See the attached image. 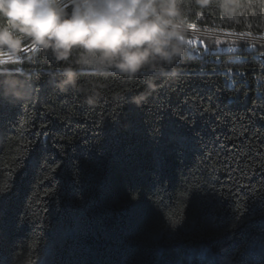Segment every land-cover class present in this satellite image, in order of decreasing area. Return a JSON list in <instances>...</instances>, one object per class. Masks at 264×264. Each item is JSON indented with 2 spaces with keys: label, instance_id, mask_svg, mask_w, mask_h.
<instances>
[{
  "label": "trees",
  "instance_id": "16d2710c",
  "mask_svg": "<svg viewBox=\"0 0 264 264\" xmlns=\"http://www.w3.org/2000/svg\"><path fill=\"white\" fill-rule=\"evenodd\" d=\"M62 3L67 7L72 0ZM176 6L180 26L264 33V0H210L207 4L177 0ZM71 10L68 8L69 13ZM29 41L25 38V44ZM225 45L231 46L228 42ZM254 48L264 51L260 44ZM28 56L31 62L25 58L22 63L4 65L16 69L17 74L0 77L4 94L24 101L16 107L0 108L4 132L0 138V189H11L0 214L3 264H9L10 257L11 264H238L239 250L245 243L264 238V191H259L264 188V89L255 85L264 79L260 55L242 51L225 56L221 64L216 59H209V64L205 58L194 61L195 66L204 65L213 92L222 94L221 110L231 117L227 126L219 129V140L211 139L214 133L207 126L188 128L169 115L164 137L154 143L142 122L147 110L141 112L135 105L125 104L126 120L132 127L125 130L109 122L102 143L88 147L79 137L92 130L93 121H102L115 112V101L131 94L134 103H142L160 92L161 79L165 91L180 85L179 74L188 68L176 65L186 55L167 64L153 61L134 76L102 54L81 48H74L64 60L39 47ZM243 57L252 62L241 63ZM68 68L75 70L74 85L63 83L68 79ZM229 69L246 73L250 87L238 84L228 90ZM50 71L53 75L43 74ZM53 79L55 88L50 83ZM177 99L173 93V102ZM229 99L235 102L226 103ZM17 119L20 126L9 127ZM45 122L47 128L43 127ZM210 122L211 117L206 123ZM72 125L79 129L77 139L62 155L56 152L59 145L54 146L53 137H71ZM170 134L188 138L182 157L177 144L169 140ZM41 144L55 155L49 163H60L56 172L59 186L53 196L44 199L46 217L37 206L43 198L42 173L33 166ZM27 145L33 146L32 154ZM211 145L213 158L205 164V175L217 181L215 189H193L188 175L197 171L199 157ZM30 154L27 166L21 168L20 158ZM74 159L79 161L78 179L71 173ZM225 159L235 170L225 167ZM245 178L251 179V186L230 194L235 181L247 183ZM161 187L165 199L157 206L150 194ZM137 193L139 199H132ZM29 209L32 221L47 220L43 231L33 227L32 221L18 227L17 218H23ZM248 264H264V258L249 260Z\"/></svg>",
  "mask_w": 264,
  "mask_h": 264
},
{
  "label": "clouds",
  "instance_id": "9594fccd",
  "mask_svg": "<svg viewBox=\"0 0 264 264\" xmlns=\"http://www.w3.org/2000/svg\"><path fill=\"white\" fill-rule=\"evenodd\" d=\"M176 4L177 0H72L65 7L62 0H0V51L18 54L28 38L51 50L57 60L81 48L102 54L134 76L153 61L167 64L183 55ZM65 74L63 83L74 85L75 70L68 68Z\"/></svg>",
  "mask_w": 264,
  "mask_h": 264
},
{
  "label": "snow or ice",
  "instance_id": "6c2138e0",
  "mask_svg": "<svg viewBox=\"0 0 264 264\" xmlns=\"http://www.w3.org/2000/svg\"><path fill=\"white\" fill-rule=\"evenodd\" d=\"M197 27V26H196ZM195 27V28H196ZM248 27H252V25H248ZM190 28V29H195ZM222 34L227 35H236V33L229 30H222ZM246 35L251 36V32H248ZM261 40H264V35L260 37ZM249 46L244 44L242 48L237 49L238 51H247ZM35 49L30 47L29 45L24 46V56L12 60L10 58H4L2 62H0V77L17 74L16 69H6L4 65L6 64H14V63H22L25 58H28L31 62V57L28 56V53L34 52ZM208 53L205 52L203 55L200 52H194L191 48L188 50V54L178 61L177 67H186L188 68L187 71L181 72L179 74V79L181 81L180 85H177L174 88H171L169 91H165L164 80L161 79L158 81V84L161 85L160 92L155 95H149L147 100L136 104L132 101V96L129 94L123 100L115 101L116 111L111 112L110 115L103 119L102 121H93L92 122V130L85 132L83 136L79 137L82 143L85 144L86 147L92 145L96 146L99 143H102V136L104 133V129L107 123L111 122L114 124L122 125L125 130H128L132 127V122L126 120V116L128 113L126 112V108L124 107L125 104L127 106L135 105L137 109L141 112H145L146 114L143 119V124L147 125L146 133L153 140L154 143H158L164 137V127H165V120L169 118V115L180 122L181 125H186L188 128H195L197 124H200L202 127L207 126L209 131L214 133L213 137L211 138L213 141L219 140V129L226 127L231 117L225 114L224 111L221 110L220 100L222 98V94L214 93L213 86L210 85L206 79L209 75L208 72L204 71V65L201 64L199 66L194 65V61L196 60H203L204 57ZM253 60L255 57L252 58ZM250 60H243L241 63H250ZM55 71V70H54ZM45 75H53V72H44ZM231 74V72L229 73ZM236 75H240L242 78L244 77V73L237 72ZM235 79V76H233ZM52 87L55 88V81L54 79L50 82ZM231 84V82H229ZM31 91H35V87L28 83ZM43 87V86H41ZM235 85H231V88L228 90H234ZM175 93L178 95V99L176 102L172 100V94ZM163 96V101L160 100V97ZM235 101L229 99L226 101L228 104H232ZM24 101L17 100L12 96H6L2 88H0V108L5 106L12 108L16 107L17 105H22ZM29 106L31 107V102H29ZM211 117V122L206 123L208 118ZM62 123L68 125L70 121H61ZM21 121L19 119L10 122L9 127L12 124H15L17 127L20 126ZM213 125L215 127H213ZM44 128L48 127V123L45 122L43 125ZM3 126L0 125V138L3 137L4 132L2 130ZM72 135L68 137L66 135H58L53 137V144L59 145L56 147V152L61 153L62 155H66V148L67 145L72 144L74 139H77V133L79 129L72 125ZM15 132V128H12ZM29 132H26L25 135H29ZM45 137H47V133H42ZM89 137L91 138L89 140ZM169 140L173 143L177 144L178 155L182 157L183 152L187 147V140L188 138L183 134H176V135H169ZM197 140H200V136H197ZM85 141H88L85 143ZM37 143H40L39 141ZM47 143V140L44 141V144ZM44 144H41L40 150L36 153V156L33 161V166L36 168L37 171L42 173L40 175V187L43 191V198L40 199V203L37 205L41 212L44 213L45 217L47 216V205L44 203V199L53 196L59 186V182L56 178V172L60 167V163H49V161L55 159V155L52 152L44 147ZM215 147H222V145H216ZM28 151L32 154L33 146L27 145ZM30 155L20 158L21 161V168L27 166ZM219 155V153H215ZM213 158V146L205 147L203 155L199 157L197 162L196 168L197 171L191 172L188 176V183L193 185V189L196 188H203L209 187L215 189V184L217 183L216 180L211 178V175H205L207 169L205 168V164L210 162ZM225 167H232L235 170V166H232L230 161L225 159L224 161ZM264 167V165H262ZM20 168V169H21ZM19 169V170H20ZM71 173L74 179H78L79 177V161L78 159H74L72 163ZM264 178V176H262ZM248 182L241 183L240 180H236L234 183V188L230 189V194L236 189H240L243 186H251L249 184L250 178H245ZM260 182V181H259ZM198 186V187H197ZM211 186V187H210ZM10 188L8 190L0 189V214L3 213L4 208L6 206V196L10 192ZM187 191V189H185ZM253 191L256 189L253 188ZM259 191H264V188L260 189ZM238 195V193H237ZM131 198L136 200L139 199V193L131 195ZM150 199L158 206V204H163L165 199V193L160 189L153 191L150 194ZM170 205H165V207H169ZM242 213L243 210H238ZM167 223V217H164ZM32 221V214L31 209L28 210L27 213L23 215V218H17V225L18 227H23L24 224ZM33 227H38L39 230L43 231L45 225L47 224V220L45 219L43 222L36 220L32 221ZM171 227V225H168ZM259 253V255H257ZM14 255V254H13ZM240 259L238 264H248L249 260L252 259H260L264 258V238H254L245 243V245L239 250ZM11 259H9V264H11ZM0 264H3V261L0 260Z\"/></svg>",
  "mask_w": 264,
  "mask_h": 264
},
{
  "label": "built area",
  "instance_id": "2783aa9c",
  "mask_svg": "<svg viewBox=\"0 0 264 264\" xmlns=\"http://www.w3.org/2000/svg\"><path fill=\"white\" fill-rule=\"evenodd\" d=\"M196 26H180L179 28V41L184 49L183 55L188 54L189 48H191L194 52H200L202 55L207 52L208 54L204 57L206 59V64H209V59H216L220 60V64L223 62V59L225 56H228L230 54H241L242 51H238L237 49L242 48V44H247L249 46V49L247 50L248 53L252 55H260L262 56V64L264 65V51L256 52L254 48L255 44H260L264 46V40H261L260 37L264 35L262 34H252L251 36L246 35L247 33H240L236 31H232L236 33V35H223L222 30L221 31H213V29H204L199 28ZM195 28V29H190ZM193 37H201V38H210V39H218L222 40L223 42H228L229 44L234 45L233 47L227 49L224 48L220 52H212L211 50H207L204 47H201L194 43ZM31 41H29L26 45H32ZM33 44L32 46H34ZM31 46V47H32ZM182 55V56H183ZM246 60V57L242 58V61ZM231 70V77H228V82H231L230 85H238V84H244L246 88L250 87V81L248 79V75L244 72H241L237 69H229ZM244 73V77L242 78L240 75H236V73ZM233 76H235V79H233ZM226 80V79H225ZM255 85L259 88L264 89V79H258L255 83Z\"/></svg>",
  "mask_w": 264,
  "mask_h": 264
},
{
  "label": "rangeland",
  "instance_id": "374dc122",
  "mask_svg": "<svg viewBox=\"0 0 264 264\" xmlns=\"http://www.w3.org/2000/svg\"><path fill=\"white\" fill-rule=\"evenodd\" d=\"M213 31H215V30H213ZM194 43H196L197 45H199L201 47L206 48L207 50H212V48H213V49H215L214 51H219V52L222 49H224V48L229 49V48H231V47L234 46V45H232V46H230V45L226 46L225 45V42H223L222 40L210 39V38H201V37H195L194 38ZM32 45H29V46L31 47ZM36 47H37L36 45L32 46L33 49H35ZM24 54H25L24 53V48L18 54H14V53L6 50V51L0 52V60H3L4 58H10L12 60H16V59L22 57Z\"/></svg>",
  "mask_w": 264,
  "mask_h": 264
},
{
  "label": "bare ground",
  "instance_id": "6f19581e",
  "mask_svg": "<svg viewBox=\"0 0 264 264\" xmlns=\"http://www.w3.org/2000/svg\"><path fill=\"white\" fill-rule=\"evenodd\" d=\"M258 60H262V56H259V57H258Z\"/></svg>",
  "mask_w": 264,
  "mask_h": 264
}]
</instances>
